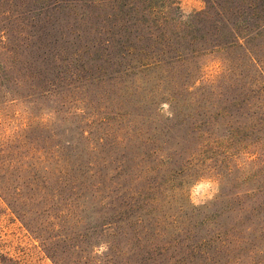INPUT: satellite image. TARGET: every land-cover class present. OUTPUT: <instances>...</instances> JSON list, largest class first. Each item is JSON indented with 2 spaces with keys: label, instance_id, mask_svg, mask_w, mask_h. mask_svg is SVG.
Listing matches in <instances>:
<instances>
[{
  "label": "rangeland",
  "instance_id": "obj_1",
  "mask_svg": "<svg viewBox=\"0 0 264 264\" xmlns=\"http://www.w3.org/2000/svg\"><path fill=\"white\" fill-rule=\"evenodd\" d=\"M116 1L0 0V40L18 53L19 71L11 77L22 78L25 62H38L47 45L59 53L55 85L49 89L59 90L55 98L25 99V91L18 97L0 94V264H95L106 251L110 235L101 230L111 227L118 210L98 201L90 175L83 173L86 161L106 153L99 146L102 127L87 125L108 103L101 90H123V110L155 113L158 124L173 125L174 135L187 144L184 157L173 159L177 167L171 162L164 169L160 191L148 192L142 200L152 215L175 216L180 206L216 209L230 203L231 192L248 188L260 190L256 202L264 199L260 11L238 26L255 32L247 45L254 58L249 62L237 48L212 50L206 45L211 39L202 46L189 44L190 37L213 34L212 8L207 9V20L193 29L186 26L206 11L205 0L145 1L144 14L116 7ZM139 17L144 23L141 38L132 40L135 52L123 59L116 75L112 70L119 67L108 62L113 52L103 50L105 32L100 29H110L114 20L127 27V19ZM227 30L219 26L218 31ZM181 49L188 56L173 60ZM33 82L5 88L33 90ZM199 122L200 131L192 134L189 125ZM135 154L140 153L134 148L128 152ZM180 164L186 169L178 174ZM202 182L211 186L194 200L193 189ZM72 188L77 198L48 204L50 190L65 197ZM222 192L225 196L220 197ZM151 197L155 202H149ZM55 238L65 242L51 255L49 240Z\"/></svg>",
  "mask_w": 264,
  "mask_h": 264
},
{
  "label": "trees",
  "instance_id": "obj_2",
  "mask_svg": "<svg viewBox=\"0 0 264 264\" xmlns=\"http://www.w3.org/2000/svg\"><path fill=\"white\" fill-rule=\"evenodd\" d=\"M120 1H116V7L119 5L121 9L140 14H144L143 2L150 3V0H126L125 4ZM205 3L206 11L186 26L193 29L196 24L207 20V9L212 8L215 16L210 22L213 34L190 37L189 44L196 41L202 46L212 40L206 44L212 50L237 48L245 52L249 62L254 61L247 45L255 32L245 25L239 30L238 26L245 19L256 18L257 10L260 11L258 19L264 26L263 0H205ZM126 21L127 27L114 20L110 29H100L103 34L105 32L103 50L113 52L108 62H114L115 67H119L118 71L112 70L116 75L118 72L121 74L123 59L135 52L136 45L132 40L137 42L141 38L140 28L144 26L141 17ZM159 24L163 26L165 22ZM219 26L227 27V34L219 32ZM177 36L179 40H184V36ZM52 46H45L40 60L32 61L33 65L25 62L23 72H19L22 78L17 79L11 77L12 72L19 71L16 48L0 40V85L3 86L0 94L18 97L19 91H25V99L36 96L55 98L59 90L49 89L55 85L59 53ZM187 56L188 53L181 49L175 52L173 60H185ZM38 65L39 69L35 70ZM32 81L35 83L33 90L5 88L8 84L14 88L19 86V82L26 84ZM101 95L102 100L108 102L101 105L105 110L96 113L95 120L87 125L102 127L103 137L99 140L103 143L99 146L100 151L106 148V153L86 161L83 173L90 175L98 201L116 205L118 211L114 221L109 222L111 227L101 230L109 232L110 240L104 242L106 251L95 264H264V199L262 202L255 200L260 190L248 188L231 192L230 203L216 209L206 207L199 211L201 209L191 207L187 210L180 206L175 216L152 215L143 208L147 202L142 200L147 198L146 193L155 195L160 191L164 169L171 162L177 167L173 159L175 156L184 157L187 144L174 135L173 125L158 124L155 113L143 110L130 114L123 110V90H101ZM84 115L85 112H82L80 116ZM202 125V122L190 124L192 134L193 131H200ZM77 130L80 131V128ZM80 137L87 140L83 131ZM131 148L140 154L129 156ZM185 169L186 165L180 164L177 173L181 174ZM65 180V177L60 179L63 183ZM74 188L65 197L59 190H50L46 194L48 204L51 206L68 197L77 198ZM221 196L225 193H220ZM149 202H155V198L151 197ZM49 242L52 244L51 255H56V246L65 242V238L50 239Z\"/></svg>",
  "mask_w": 264,
  "mask_h": 264
},
{
  "label": "clouds",
  "instance_id": "obj_3",
  "mask_svg": "<svg viewBox=\"0 0 264 264\" xmlns=\"http://www.w3.org/2000/svg\"><path fill=\"white\" fill-rule=\"evenodd\" d=\"M166 107V106H165ZM211 186V182H202L193 189V198L195 200L196 195L199 194L203 197L206 194V190ZM198 202V201H197Z\"/></svg>",
  "mask_w": 264,
  "mask_h": 264
}]
</instances>
